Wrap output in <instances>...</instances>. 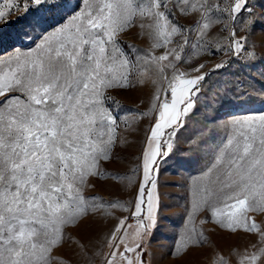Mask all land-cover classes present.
<instances>
[{
	"label": "snow or ice",
	"instance_id": "1",
	"mask_svg": "<svg viewBox=\"0 0 264 264\" xmlns=\"http://www.w3.org/2000/svg\"><path fill=\"white\" fill-rule=\"evenodd\" d=\"M43 2L27 0L24 9ZM169 4L179 15L194 17L192 24L181 25ZM20 6L18 0H0V20ZM253 11L248 0H79L64 22L45 29L33 46L0 56V264H52V250L69 242L87 251L68 229L96 214L117 222L93 256L102 264H145V237L157 225L160 201L158 157L170 155L171 138L205 80V64L192 69L194 76L181 71V53L190 48L201 55L255 56L247 49V36L229 27V22L250 26ZM243 12L249 18L239 20ZM137 15L153 21V48H165L164 54L134 62L120 46L119 35L134 26ZM217 25L228 35L210 38ZM176 36L181 38L177 46L168 48ZM140 60L156 64L167 87L153 96V121L138 157L134 198L86 196L95 189L94 179H128L127 174H104L103 163L114 159L121 120L108 105L107 93L129 87ZM229 127L211 165L193 177L187 215L194 220L210 208L215 223L231 232L258 233L264 243V220L258 224L250 215L264 216V114L233 119ZM117 210L129 215L115 217ZM204 239L203 231L192 227L181 247H200ZM259 253L244 254L239 264H257L264 248ZM219 264L228 262L222 257Z\"/></svg>",
	"mask_w": 264,
	"mask_h": 264
},
{
	"label": "rangeland",
	"instance_id": "2",
	"mask_svg": "<svg viewBox=\"0 0 264 264\" xmlns=\"http://www.w3.org/2000/svg\"><path fill=\"white\" fill-rule=\"evenodd\" d=\"M19 9H13L5 20H0V56L10 54L14 49L27 50L32 41L45 29H51L63 23L65 14L75 8L79 0H44L41 5L18 0ZM248 6L254 9L250 26L240 23L235 27L239 36H247V49L255 56L248 58L247 52L236 55L232 52H217L215 55H201L190 48L181 53L183 59L178 62L181 71L194 76L192 69L205 64L202 70L205 80L200 94L194 97V107L186 117L181 118L182 127L171 138L173 147L168 157H158V192L160 195L157 209V225L145 237V264H219L223 257L228 264H239L244 254L259 253L264 248L258 233H248L241 229L229 231L214 221L211 209L200 212L194 220L188 217L187 209L191 200L193 177H199L214 160L218 149L226 143L233 119L264 114V0H248ZM175 18L181 25L190 26L192 16H181L177 9L169 4ZM247 12L241 13L239 20L248 19ZM141 24L144 25L141 28ZM153 21L137 15L134 26L122 32L120 46L135 62L141 57L160 56L165 48H153ZM245 27L246 30L240 29ZM24 33H28L24 36ZM228 31L221 32L220 26L213 27L209 37H224ZM180 37L173 38L168 48H175ZM190 39H194L190 37ZM227 43V41H223ZM216 48L215 43L212 44ZM171 59V57H170ZM167 63V62H164ZM224 66L216 69L215 65ZM171 74V70H166ZM130 86L109 90L108 101L114 115L121 118L117 132V144L112 162L103 163L105 175L108 173L127 174L128 179L121 182L112 179L92 180L95 189L87 191L86 196H102L105 200L118 198L130 201L134 198L138 175L136 166L138 157L145 146L148 129L153 121V96L158 89L167 87L161 78L158 66L140 60L137 71L129 76ZM140 113H146L141 117ZM127 121V126L124 123ZM167 138V137H166ZM166 150V146L165 149ZM131 181V182H129ZM222 207V205L217 204ZM129 215L127 211H114L115 217ZM258 224L264 216L251 213ZM207 222L201 224V221ZM115 219H105L99 214L89 216L79 227L68 229V233L84 244L87 251L76 243H64L52 250V264H102L99 256L93 252L105 244V237L116 224ZM134 223V221H130ZM195 227L203 231L204 242L200 247L185 251L181 247V238L187 229ZM264 227V224L261 225ZM179 249V250H178ZM106 250V249H105ZM264 264V255L257 261Z\"/></svg>",
	"mask_w": 264,
	"mask_h": 264
}]
</instances>
